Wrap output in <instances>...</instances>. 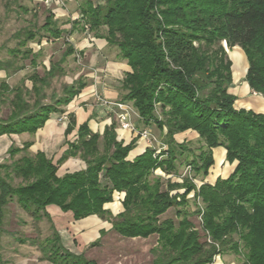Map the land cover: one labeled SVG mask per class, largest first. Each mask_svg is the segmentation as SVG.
Returning a JSON list of instances; mask_svg holds the SVG:
<instances>
[{
    "label": "trees",
    "instance_id": "16d2710c",
    "mask_svg": "<svg viewBox=\"0 0 264 264\" xmlns=\"http://www.w3.org/2000/svg\"><path fill=\"white\" fill-rule=\"evenodd\" d=\"M79 14L83 30L104 37L126 60L130 71L121 81V100L132 103L145 125L166 128L167 148L160 159L147 147L128 160L134 140L127 144L117 140L115 122L101 134L92 132L86 122L80 124L77 138L67 141L68 148L56 163L41 151L29 154L28 142L21 148L11 146V157L24 153L0 163V233L4 206L15 196L34 221L45 217L52 223L46 208L53 205L69 212L73 220L92 214L110 218L113 230L123 237L156 235L152 264H209L219 254H240L241 249L244 264H264V113L235 108L236 94L229 91L231 60L220 46L221 41L241 46L248 63L244 81L264 98V0H83ZM103 25L106 33H98ZM41 29L53 38L64 32L51 12ZM37 35L31 28L17 33L18 45L10 49V58L0 60V68L19 70L24 64L17 62L23 59L35 65L37 54L21 46ZM73 52L68 44L42 75L30 74V88L23 80L12 87L0 82V98L7 95L10 106L8 116L0 118V134L34 132L51 113L64 112L63 106L85 82L65 84L62 94H52L48 102L43 101L44 88L54 76L64 74L60 63ZM67 117L65 130L70 132L74 118ZM187 129L195 130L207 148H201L188 165L205 176L214 162L211 149L222 146L226 160H236L226 178L197 187L188 177L179 181L154 174L156 169L176 174L177 161L191 154L186 142L174 139ZM75 155L85 167L58 175V164ZM11 174L22 183L13 186L7 180ZM115 191L124 193L123 210L112 216L104 204L112 201ZM190 192L195 201L203 202L193 211L187 210ZM174 207V216L164 217ZM193 215L199 216V228L190 219ZM51 227V236L32 239L41 260L98 264L67 249L57 228Z\"/></svg>",
    "mask_w": 264,
    "mask_h": 264
},
{
    "label": "rangeland",
    "instance_id": "374dc122",
    "mask_svg": "<svg viewBox=\"0 0 264 264\" xmlns=\"http://www.w3.org/2000/svg\"><path fill=\"white\" fill-rule=\"evenodd\" d=\"M82 1L83 0H0V59H7L8 57H10L8 48L16 47L18 45L17 42L20 38L16 37L17 33H21L24 29L31 28L37 30L39 35L42 34L40 37L37 36L35 40L27 43V45L31 46L35 51L39 48V45L42 47L43 53L37 58L36 66H31L28 63V59L18 60L17 63H23L24 68L13 75V77H11V84L19 82V79L21 77H26L33 70H36L39 74H42L44 65L48 67L50 61H58L62 52L67 47V39H69V41L73 43L76 51L73 54L67 56L66 60L61 63L64 74L56 75L51 79L50 85L45 88L47 97L44 101H50L52 94H54L56 97L60 96L62 94V88L65 84L70 83L79 74L86 73L85 71L89 69V66L87 65L86 59L84 58L85 55H82V53L79 52L81 50L80 44L78 42L79 35H74L72 39L68 33L72 26V22L78 24V26L76 25L75 28H80L82 26V21L80 18L81 16L79 14V5ZM91 1L94 3H102L104 0ZM49 11H52L55 14L57 24L64 29L63 34L58 39L48 38V36H45V34L43 35L44 31L42 29L39 30V27L44 22V18L48 15ZM106 29L107 27L103 25L97 30V32L105 34ZM85 30L86 34L88 31L87 29ZM38 40L39 43H37ZM220 46H222L226 55L231 60L232 79L234 78L235 85H237L236 88L238 90V92H236L237 102L234 101L235 108H242L238 107V105L247 103L245 106L248 108H252V110H263L260 103L256 102L257 96L253 97L254 100H243L242 98L246 94L239 93L242 89L243 83L245 82L244 75L248 65L241 46L237 44L229 45L225 41H221ZM21 49H25V46H21ZM239 55L242 57L243 63L238 68L235 65V57H238ZM244 60H246V67L244 66ZM25 83L27 85H30V82L28 80H25ZM244 85L246 86V82L244 83ZM229 91H231L230 88ZM95 92L99 93L98 91H93L94 100ZM248 94L249 96L259 95V93H256L253 90H250ZM8 108L9 107L7 101L0 102V116H5L8 113ZM155 113L158 116L160 115L158 107L156 108ZM134 117L135 114L132 115V118ZM153 129L154 131L152 132H155L154 134L157 136V138L164 142L163 134L165 133L166 128L163 127L162 129H160V132L155 127H153ZM187 130L191 131V129ZM190 131L189 133H192ZM182 142H186V147L191 150V154L187 155L186 158L183 156V159L177 161V168L175 172L176 174H173L171 179L180 181V179L183 177H192V181L197 187H199L201 184L208 183L204 181V177H206V175L210 171V167L213 164L208 168V172L205 176L201 172H195L191 168V166L188 165L193 156L200 152L201 148L202 150H207L204 139L200 137H193L189 142ZM165 146L167 148L166 143ZM162 151L164 150H161V152ZM155 156H158V158L160 159L163 157V154L156 153ZM233 162H235L236 165V160ZM229 163L231 164L232 162ZM187 165L190 168H188ZM211 169V172L214 173L218 171L217 167H213ZM227 169L228 168L225 167L223 173H226ZM11 175L12 176L10 178H7V180L13 186L22 183V179L20 177H15L13 174ZM217 178L221 177L218 176ZM200 181L202 183H200ZM214 182L212 184H214ZM178 191L182 192L181 189ZM193 194V192H190L187 196L189 197L187 205V210L189 211L195 210L198 206H203V202H201L199 199H197V201L193 199ZM12 197L13 199H11L4 206L3 218L1 223L3 231L0 233V263L53 264L47 260L40 259L41 252L38 245L32 243V239L38 238L39 240L43 241L46 237L51 236L53 233L51 224H53L57 229H66L67 232L70 233V236H74V234H72L69 230L70 225L73 223L71 216H69L68 214H64V218L55 216L54 218H52V223L49 222L45 217H42L39 221H34L30 213L24 211L17 204L15 196ZM175 209V207L170 208L164 214V217L174 216ZM190 219H192L195 225L199 228V216L193 215L190 217ZM21 239H23L24 241L21 242ZM98 241V245L93 246L91 241L83 243L80 237L77 236L74 242L76 246L75 251L83 253V255L89 259L93 258L98 264H120L119 262L124 263L125 261L123 255H128L130 253L132 254L137 250H141V247L143 246L140 242L141 240H128L125 238H121L114 232L101 235L100 238H98ZM243 253L244 251L241 249V253L237 255H239L241 258H244ZM111 254L118 258L112 259V257L110 256Z\"/></svg>",
    "mask_w": 264,
    "mask_h": 264
},
{
    "label": "crops",
    "instance_id": "0c3cea01",
    "mask_svg": "<svg viewBox=\"0 0 264 264\" xmlns=\"http://www.w3.org/2000/svg\"><path fill=\"white\" fill-rule=\"evenodd\" d=\"M49 12L52 13L53 18L56 20L55 14L52 11ZM76 25L78 26V24L72 22V26L68 31V33L72 39L74 35H79L78 42L80 44V49H81L79 52L82 53V55H85L84 58L86 59L89 69L85 71L86 73L79 74L70 83L80 79L83 82H85V85L83 86V88H81L80 92L77 95L72 97V99L65 106H63L64 108L63 113H58V112L51 113L49 115V118L44 122V124L41 127L37 128L34 132L24 131L21 133L0 134V163H10L13 159L20 157L24 153L23 151H20L11 157L9 154V149L11 146L21 148L23 144L26 142L30 144L29 147L27 148L29 154L33 155L37 151H41L46 155L47 158L52 159L53 163H56L57 160L60 159L64 151L68 148L67 141H74L77 138V129L80 124L86 122L92 132H98L101 134L105 126L110 125L112 122L116 123L113 116L109 114L104 109L103 106L99 105L94 100L93 91H98L100 94H102L104 97L110 100H121V95L123 93V90L121 88V81L124 76V73L130 71V67L128 66L126 60L120 57V55L118 54L119 52L118 49L115 46L109 45L104 37L98 36L94 34L92 31H88V30H87L88 32L85 34L86 30H83L81 27L75 28ZM37 36L40 37V35ZM48 38L58 39L53 37H48ZM67 40H68L67 45L71 44L73 46V43H71L69 39ZM31 41H27L24 46L31 48L32 52L37 54L35 65L30 64L31 66L35 67L37 64V58L40 55H42L43 50L40 45L36 51L31 46H28L27 43ZM37 43H39V40L37 41ZM11 48H8L9 53ZM75 51L76 49L74 48V52ZM0 60H5V59H0ZM50 62H55V61H50ZM244 66L246 67V60H244ZM48 68L49 66L46 67L44 65L43 73L44 70ZM21 69L13 71L12 67H9L7 69L0 68V82L4 81L6 84L12 87L20 84L23 80L24 85L30 88L32 82L27 77H29V75L32 74L33 72L38 73V71L36 70L30 72L26 77H21L19 79V82L14 84L10 83L11 77H13V75H15L18 71H21ZM25 80H28L30 82V85H27L25 83ZM244 83L242 89L239 92L241 94L244 93L246 94L242 99L254 100L253 97L257 96L256 102L260 103L263 110L256 112L264 113V98L260 94L249 96L248 93L250 92V89L247 83L246 86L244 85ZM236 86L237 85H235V80L233 78L232 84L230 86V90H231L230 92H232L233 94H236V92H238ZM5 97L6 98L3 100L0 98V102L7 101L8 104V96L6 95ZM235 102H237V99L235 100ZM246 104L244 103L239 104L238 107L252 109L246 107L245 106ZM8 107H9L8 113L5 116H0V118H6L8 116V114L10 113L9 104ZM62 114L73 115L74 125L72 126L70 132H66L65 130L68 123V117L66 118L65 122H60L57 119ZM134 114L135 117L133 118V120L138 129L150 128L152 131H154L153 127H155L160 132V129H158L154 124L145 125L142 122V120L139 118V115L135 108H134ZM114 130L116 132L117 140H122L123 144L129 143L132 139L134 140V145L129 150L128 155L126 157L128 160H132L135 156L141 154L147 147H149L144 139L136 136L134 132H130L128 130H123L119 128L117 123L115 124ZM189 131L190 130H186L184 132L176 133L174 135V139L177 142H182V141L189 142L193 137H199L196 131L191 130L190 132L192 133H189ZM216 153H217V157H216ZM225 153L226 150L222 146H217L212 149L214 162L213 165L210 167V171L208 172L206 177H204L205 182L212 184L218 176H220L221 178H225L233 170L235 166V162H232L230 164L225 159ZM84 167H85V163L79 157V155L68 156L66 159H64L61 163L58 164L57 173L58 175H62L65 172L82 169ZM213 167L218 168V171L216 173L211 172L212 170L211 168ZM225 167H227L228 169L226 173H223ZM154 174L160 175L164 179H171L172 177V174H165L161 169H156ZM200 183L202 182L200 181ZM123 195H124L123 192L115 191L113 193L112 201L104 204V207L110 211V214L112 216H115L116 214H118L123 210V206L121 203ZM46 210L50 213L52 218H54L55 216L64 218L65 217L64 214H68L69 216H71L69 212H63L57 206H53V205L48 206ZM109 219H102L96 214L88 215L86 217L77 220L72 219L73 223L70 225L69 230L71 231L72 234H74V236H70V233H68L66 229H57L61 237L62 244L70 251L74 253H80L75 251L76 246L74 242L77 236L80 237L83 243H87L89 241L93 243V241L98 240V238H100L101 235L114 232L115 234H117V236L121 238H125L128 240H141L140 242L143 245L141 247V250H137L132 254L130 253L128 255L126 254L123 255L125 261L124 263L119 262L120 264H152L154 255L152 254L151 249L157 244L156 242L157 236L150 235L147 238L123 237L113 230L112 224ZM101 231H103V234H101ZM110 256L112 257V259L118 258L115 257L113 254H111ZM209 264H244V259L237 254H234L232 252H227L217 255L216 258L213 260V262Z\"/></svg>",
    "mask_w": 264,
    "mask_h": 264
},
{
    "label": "built area",
    "instance_id": "2783aa9c",
    "mask_svg": "<svg viewBox=\"0 0 264 264\" xmlns=\"http://www.w3.org/2000/svg\"><path fill=\"white\" fill-rule=\"evenodd\" d=\"M95 101L104 107V109L113 116L119 128L134 132V134L144 139L147 145L154 149L153 155L161 153V150H166L165 143L157 138L150 128L138 129L132 118L134 114V108L131 103L123 100H110L104 97L102 94L94 93ZM67 118L66 114H62L57 119L60 122H65ZM188 168H190L187 165ZM187 168V169H188ZM190 179L193 180L191 177ZM216 256L214 257V259ZM213 259V260H214Z\"/></svg>",
    "mask_w": 264,
    "mask_h": 264
},
{
    "label": "bare ground",
    "instance_id": "6f19581e",
    "mask_svg": "<svg viewBox=\"0 0 264 264\" xmlns=\"http://www.w3.org/2000/svg\"><path fill=\"white\" fill-rule=\"evenodd\" d=\"M243 63L242 57L239 55L238 57H235V65L239 68L241 64Z\"/></svg>",
    "mask_w": 264,
    "mask_h": 264
}]
</instances>
